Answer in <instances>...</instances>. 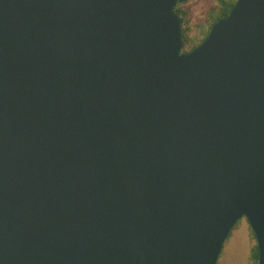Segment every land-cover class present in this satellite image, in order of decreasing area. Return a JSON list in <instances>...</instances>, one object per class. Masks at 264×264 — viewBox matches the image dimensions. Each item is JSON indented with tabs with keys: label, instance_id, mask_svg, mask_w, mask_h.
Listing matches in <instances>:
<instances>
[{
	"label": "water",
	"instance_id": "water-1",
	"mask_svg": "<svg viewBox=\"0 0 264 264\" xmlns=\"http://www.w3.org/2000/svg\"><path fill=\"white\" fill-rule=\"evenodd\" d=\"M187 1L0 0V264H264V0Z\"/></svg>",
	"mask_w": 264,
	"mask_h": 264
},
{
	"label": "rangeland",
	"instance_id": "rangeland-1",
	"mask_svg": "<svg viewBox=\"0 0 264 264\" xmlns=\"http://www.w3.org/2000/svg\"><path fill=\"white\" fill-rule=\"evenodd\" d=\"M234 3L237 0H225ZM185 14V46L183 51L195 49L209 32L221 13L218 0H189L177 6ZM256 242L246 218L240 219L224 243L217 264H257L252 258Z\"/></svg>",
	"mask_w": 264,
	"mask_h": 264
},
{
	"label": "trees",
	"instance_id": "trees-1",
	"mask_svg": "<svg viewBox=\"0 0 264 264\" xmlns=\"http://www.w3.org/2000/svg\"><path fill=\"white\" fill-rule=\"evenodd\" d=\"M219 1V3L221 4V13L219 14V16L217 17V19L214 21V23L219 19V18H222V17H224V16H226L232 9H233V7L235 6V3L236 2H234V3H227L225 0H218ZM176 11L182 16V18H183V21H184V25H185V14H184V12L183 11H181V10H179L178 9V7L176 8ZM213 23V24H214ZM212 24V25H213ZM212 25H211V27H212ZM211 29V28H210ZM210 31V30H209ZM209 33V32H208ZM208 33H207V35H208ZM186 33H185V30H184V35H185ZM207 35H206V37H207ZM205 37V38H206ZM205 38L203 39V41L205 40ZM185 40H186V38H185ZM202 41V42H203ZM186 42V41H185ZM199 46V45H198ZM188 51V50H187ZM186 50L185 51H183V52H187ZM254 239H255V236H254ZM255 242H256V239H255ZM252 258L257 262V264H258V261H259V252H258V247H257V243H256V245H255V247L253 248V254H252Z\"/></svg>",
	"mask_w": 264,
	"mask_h": 264
},
{
	"label": "flooded vegetation",
	"instance_id": "flooded-vegetation-1",
	"mask_svg": "<svg viewBox=\"0 0 264 264\" xmlns=\"http://www.w3.org/2000/svg\"><path fill=\"white\" fill-rule=\"evenodd\" d=\"M193 49H191V50H189V51H187V52H185V53H189V52H191Z\"/></svg>",
	"mask_w": 264,
	"mask_h": 264
}]
</instances>
